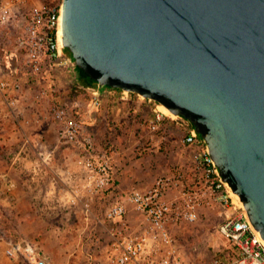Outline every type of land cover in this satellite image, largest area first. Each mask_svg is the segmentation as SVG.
Masks as SVG:
<instances>
[{
  "label": "water",
  "instance_id": "water-1",
  "mask_svg": "<svg viewBox=\"0 0 264 264\" xmlns=\"http://www.w3.org/2000/svg\"><path fill=\"white\" fill-rule=\"evenodd\" d=\"M60 43L187 120L264 242V0H61Z\"/></svg>",
  "mask_w": 264,
  "mask_h": 264
},
{
  "label": "built area",
  "instance_id": "built-area-1",
  "mask_svg": "<svg viewBox=\"0 0 264 264\" xmlns=\"http://www.w3.org/2000/svg\"><path fill=\"white\" fill-rule=\"evenodd\" d=\"M26 0H9L0 3V27L18 28L13 40L16 66H0V97L14 114L20 127L31 122L24 117L22 79L40 77L44 69L55 68L73 71L74 62L64 53L60 43L61 3L35 4L24 14H18L16 6ZM4 67V69H3ZM50 82L38 96L57 93ZM122 102H144L149 117L141 126L146 129V144L157 153L165 142L170 125L180 134L184 147L191 150L188 172L174 169L156 177L146 190L131 189L122 194H112L114 174V146H100L87 131L76 100L68 103L54 102L46 115L36 116L35 123L49 119L57 125L56 136L60 143L74 152V165L80 180L67 189L68 206L79 207L92 218L105 237L102 252L110 264H189L183 257L173 230L180 224H193L199 211L205 209L220 218L218 235L225 243L215 250L207 264H264V242L252 227L239 200L224 183L211 160L204 141L194 132L184 118L164 114L159 104L121 90ZM90 106L98 108L102 91L89 89ZM23 146L30 141L23 135ZM23 148L18 154H27ZM20 155H17L19 158ZM99 200L102 204L99 205ZM98 201V203H97ZM12 260H24L28 264H47L46 256L34 242L20 239L6 249ZM90 257V256H89Z\"/></svg>",
  "mask_w": 264,
  "mask_h": 264
},
{
  "label": "rangeland",
  "instance_id": "rangeland-1",
  "mask_svg": "<svg viewBox=\"0 0 264 264\" xmlns=\"http://www.w3.org/2000/svg\"><path fill=\"white\" fill-rule=\"evenodd\" d=\"M38 1L26 0L14 9L18 11L28 10L39 3L46 5L61 3V0ZM1 2L7 3L9 0H0ZM16 35L15 28L0 27V66H4V57L13 52V40ZM64 53L66 54L65 51ZM4 72V70L0 72V77ZM30 79V77L22 79L24 85L22 105L26 108L24 116L31 114L30 120L28 119L31 122L33 118L38 116L37 112L42 113L40 118L46 115L51 102L47 101L46 98L40 99L42 100L40 101L36 92L37 90H46L49 84L47 87L42 85L31 87ZM45 100L46 102H44ZM43 106L46 107L45 111L42 110ZM0 107L6 113L3 112V115H6L7 118L8 116L14 117L13 112L8 109L1 97ZM158 109L162 111L160 107ZM3 115L0 110L1 118ZM1 118L0 264H28L21 259L12 260L6 255V249L9 245L18 242L20 239L40 245L46 256L47 264H110L105 262L102 256L106 244V237L102 229L96 225L92 218L87 217L83 209L66 208L67 205H61L64 201L59 200L62 196L60 192L63 193L68 188H72L80 180V175L74 165V152L66 147H61V149H66L65 160L58 161L60 154L55 153L53 155L54 147L52 145L50 147L51 154L45 153L46 157L44 156L36 162L35 168L44 166L41 174L45 172V175H35L30 171V175L25 174L23 176L26 169L20 158L24 155L18 153L23 148L28 149L27 154L30 150L29 146H23V132L26 134V130L32 129L34 130L30 133L35 132L38 128L29 127L30 125L26 124L23 131H19L18 123H14L15 121L12 119L4 123ZM4 125L8 128L5 129ZM175 132L174 134L168 132L165 142L157 153L149 150L145 140L143 143L138 142L137 137L128 136L125 140L121 139L117 142L115 140L116 143L114 140L113 142L110 141L109 143L114 145L115 153L116 183L113 186L115 187L119 182L122 184L121 189H119L120 192H128L133 188L130 183L135 184L134 181H137L138 183L136 182L135 185L146 190L161 174L174 169H182L188 172L190 166L189 152L177 141L180 134L178 131ZM48 137L54 140L53 132ZM96 142L100 146H105L101 139ZM39 148L41 146H37L36 151ZM15 155L20 160L12 162L11 157ZM17 155H20L19 158ZM10 166L12 169L9 172ZM14 188H18V191L13 193ZM25 192L30 193L28 200L26 199L28 193ZM101 204L102 200H99V205ZM219 222L220 218L214 213L202 209L199 211V218L195 223L180 224L173 230L187 263L207 264L214 256L215 250L225 243V240L217 232Z\"/></svg>",
  "mask_w": 264,
  "mask_h": 264
},
{
  "label": "crops",
  "instance_id": "crops-1",
  "mask_svg": "<svg viewBox=\"0 0 264 264\" xmlns=\"http://www.w3.org/2000/svg\"><path fill=\"white\" fill-rule=\"evenodd\" d=\"M36 2H39V1L36 0ZM26 12H27V10H20L17 13L18 14H24ZM13 28H15V30L18 32V28L14 27L13 25H12V28H9V29H13ZM14 58L15 57H13V55H10V54L6 55L4 57V59H5L4 64H7V66L9 65L12 68H14L16 66V61ZM50 82L53 83L51 85H56V88H57L56 95L54 96V98L50 95H46L45 97L38 96L39 100L46 98L47 101L51 102V104L54 103L55 101L58 103H61V104L68 103V102H71L73 100H76L77 102H79V104L81 106V108H80L81 117L86 124L87 131L94 137V139L96 141H99L101 139V141L106 145L110 141L113 142V140H114V143H116L117 141H121V139L125 140L128 138V136H131L132 138L137 137L138 142L141 141L143 143L144 140L146 142V129L140 125L141 122H143L146 118L149 117V110H148L147 105L144 102H139L136 104H133L132 102H122L119 99V92L113 91V90H104V91L102 90L103 97H102L101 105L98 108H92L90 106L91 98L87 94L88 90L92 89V88L86 87L84 84L79 82L76 69H74L73 71H70V70L65 71V70H62L59 68H55L52 71H49L48 69H44L43 73L40 77L30 79V84H32L31 87H34V86L39 87L41 85L47 87V84H50ZM27 83H28V81H27ZM40 91L41 90H37L36 92L39 93ZM130 98L132 101H135V95L134 94H131ZM40 101H42V100H40ZM44 102H46V100ZM45 108L46 107L43 106L42 110H44ZM0 110H1V113L3 115L4 111L2 110L1 107H0ZM4 114H6V113L4 112ZM37 114H38V116L42 115L41 112H37ZM10 115H13V114L10 113ZM30 115L31 114H29L28 116H24V117L29 119ZM0 118H1V116H0ZM10 119H12V121H15L14 123H16V124L18 123L17 120L13 116H8V118H7L6 115H3V117L1 118V120L4 123H6L7 121H10ZM13 119H15V120H13ZM35 120H36L35 118H33L31 120L29 127H37L38 130L35 132L33 131L31 133H30V131H32L34 129H32L30 131L26 130V134H24V132H23V135L29 141H31L29 143V149L30 150L28 151V154H26V155L22 156V158H20V159H22L23 165L26 169V172L25 171L23 172V176H25V174L30 175L31 172H33V174L39 175V176L45 175V172L43 174H41L44 166H40L38 168H35L36 162L38 159H41L42 157H44L45 153L49 152L48 155L51 154L50 152H52V151H51L50 147L52 145H53L52 147H54L53 155L55 153L60 154V155H58L59 159H57V160L58 161L65 160L64 158L66 155V149H61V147H66V146H64L62 143H60L57 139V136H56L57 125L55 123H53L52 121H50L48 118L42 119L39 123H35ZM4 126H5L4 127L5 129L8 128L6 125H4ZM17 126H18L19 131L20 130L23 131L24 126L20 127V124H17ZM175 131H177V130L171 124L170 125V132L172 134H174V133H176ZM51 132H53L54 140L50 139L48 137ZM97 139H99V140H97ZM115 140H116V142H115ZM177 141L181 144L180 138ZM32 142H33V144H32ZM110 144H112V143H110ZM37 146H41V148H39V150L37 149L38 152L35 149ZM184 148H186V150H188L189 159H191V150L187 147H184ZM31 149H32V151H31ZM61 150H62V152H61ZM20 159H17L16 155L11 157L12 162L18 161ZM11 169H12V166H10L9 172ZM178 170L185 171L182 169H178ZM21 171H23V170H21ZM185 172H187V171H185ZM15 175H17V172H15ZM112 180H113L112 185L110 187V188H112V191L110 193V196L112 194L118 195V194L124 193L123 191L120 192V190H119V189H121V185H122V184H119V182H117L115 187L113 186V184L116 183L115 171H114ZM134 182L136 184L137 181H134ZM130 184H131V186H133V188H131V189H141V188L137 187V185H135L134 183H130ZM13 190H14L13 191V193H14V192L18 191V188H14ZM66 191L67 190H65L63 193L60 192V194H62V196L59 200L64 201V202L61 201L62 202L61 205H63V206L67 205L66 208H73V209L79 208V207L68 206V203L66 200V196H67ZM25 193H28V194H26V199L28 200L29 199L28 196H30L29 195L30 193L29 192H25ZM48 193H51V192L48 191ZM41 250L43 252L42 248H41ZM43 254H44V252H43Z\"/></svg>",
  "mask_w": 264,
  "mask_h": 264
},
{
  "label": "trees",
  "instance_id": "trees-1",
  "mask_svg": "<svg viewBox=\"0 0 264 264\" xmlns=\"http://www.w3.org/2000/svg\"><path fill=\"white\" fill-rule=\"evenodd\" d=\"M69 56L70 54L65 51ZM75 65V64H74ZM75 69L77 71V76H78V80L80 83L84 84L86 87L95 89L96 88V83L93 82L84 72H82L79 68H77V66L75 65Z\"/></svg>",
  "mask_w": 264,
  "mask_h": 264
},
{
  "label": "bare ground",
  "instance_id": "bare-ground-1",
  "mask_svg": "<svg viewBox=\"0 0 264 264\" xmlns=\"http://www.w3.org/2000/svg\"><path fill=\"white\" fill-rule=\"evenodd\" d=\"M160 109L162 110V112L164 113V114H170V115H172L166 108H164L163 106H160Z\"/></svg>",
  "mask_w": 264,
  "mask_h": 264
}]
</instances>
